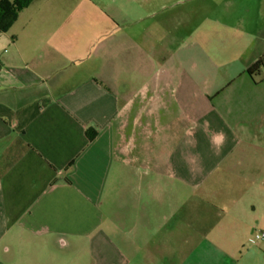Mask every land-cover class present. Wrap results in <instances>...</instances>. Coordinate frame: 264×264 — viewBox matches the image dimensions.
<instances>
[{"label":"crops","instance_id":"0c3cea01","mask_svg":"<svg viewBox=\"0 0 264 264\" xmlns=\"http://www.w3.org/2000/svg\"><path fill=\"white\" fill-rule=\"evenodd\" d=\"M260 59L264 0H33L0 33V264H264Z\"/></svg>","mask_w":264,"mask_h":264},{"label":"trees","instance_id":"16d2710c","mask_svg":"<svg viewBox=\"0 0 264 264\" xmlns=\"http://www.w3.org/2000/svg\"><path fill=\"white\" fill-rule=\"evenodd\" d=\"M33 0H1L0 1V33H5L8 31L10 26L16 20L19 12L28 7ZM261 68H264V60L260 59L255 64H253L249 69L248 73L250 75L255 74ZM89 139H93L94 135L89 134Z\"/></svg>","mask_w":264,"mask_h":264},{"label":"clouds","instance_id":"9594fccd","mask_svg":"<svg viewBox=\"0 0 264 264\" xmlns=\"http://www.w3.org/2000/svg\"><path fill=\"white\" fill-rule=\"evenodd\" d=\"M205 123L207 124L208 122H205ZM195 131H196L195 125H193L190 129L186 130V135L192 137V140L189 144L190 147H195L197 143V141L195 140ZM207 135H208L209 146L215 154V152H218L219 149L224 144V142L226 141V135L222 130L220 131L210 130L209 133H207Z\"/></svg>","mask_w":264,"mask_h":264},{"label":"built area","instance_id":"2783aa9c","mask_svg":"<svg viewBox=\"0 0 264 264\" xmlns=\"http://www.w3.org/2000/svg\"><path fill=\"white\" fill-rule=\"evenodd\" d=\"M264 242V230L254 232L251 237V243Z\"/></svg>","mask_w":264,"mask_h":264},{"label":"rangeland","instance_id":"374dc122","mask_svg":"<svg viewBox=\"0 0 264 264\" xmlns=\"http://www.w3.org/2000/svg\"><path fill=\"white\" fill-rule=\"evenodd\" d=\"M56 254H57V255H55L56 257H54V258H56V261H57V262L60 263L62 260H64L63 258L61 259V255H60V254H58V253H56ZM59 256H60V257H59ZM54 258H53V259H54Z\"/></svg>","mask_w":264,"mask_h":264}]
</instances>
